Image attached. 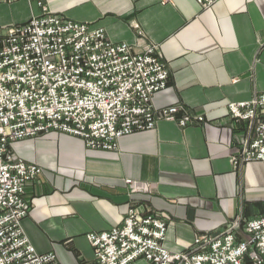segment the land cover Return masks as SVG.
<instances>
[{
  "label": "crops",
  "instance_id": "crops-1",
  "mask_svg": "<svg viewBox=\"0 0 264 264\" xmlns=\"http://www.w3.org/2000/svg\"><path fill=\"white\" fill-rule=\"evenodd\" d=\"M39 3L104 28L113 42L157 45L169 82L155 108L180 105L204 121H160L110 151L57 132L12 143L14 155L42 169L27 184L32 208L22 222L38 253H54L59 264H98L88 234L122 226L132 207L167 225L165 247L175 253L264 215V161L232 162L253 127L228 112L230 103L264 93V0H220L206 10L195 0L0 2V42L40 16ZM127 179L149 191L131 194Z\"/></svg>",
  "mask_w": 264,
  "mask_h": 264
},
{
  "label": "built area",
  "instance_id": "built-area-1",
  "mask_svg": "<svg viewBox=\"0 0 264 264\" xmlns=\"http://www.w3.org/2000/svg\"><path fill=\"white\" fill-rule=\"evenodd\" d=\"M195 1L206 10L220 0ZM39 5L40 16L12 27L0 42V264H59L54 253H38L24 231L32 208L26 187L42 169L14 155L12 143L57 132L110 151L160 121L180 127L204 121L180 105L155 108L154 96L169 82L157 45L113 42L104 28ZM228 110L253 127L233 164L264 161V93ZM126 183L131 194L149 191L146 183ZM166 233L161 219L132 207L122 226L87 238L98 264H264V215L219 236H200L183 252L165 247Z\"/></svg>",
  "mask_w": 264,
  "mask_h": 264
},
{
  "label": "rangeland",
  "instance_id": "rangeland-1",
  "mask_svg": "<svg viewBox=\"0 0 264 264\" xmlns=\"http://www.w3.org/2000/svg\"><path fill=\"white\" fill-rule=\"evenodd\" d=\"M228 112H229V110H228ZM230 114V113H229ZM139 182V181H138Z\"/></svg>",
  "mask_w": 264,
  "mask_h": 264
}]
</instances>
